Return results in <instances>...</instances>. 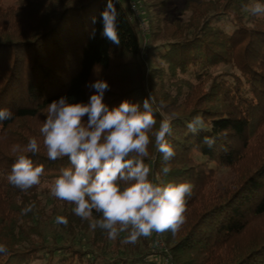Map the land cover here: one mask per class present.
Segmentation results:
<instances>
[{"label":"trees","instance_id":"trees-1","mask_svg":"<svg viewBox=\"0 0 264 264\" xmlns=\"http://www.w3.org/2000/svg\"><path fill=\"white\" fill-rule=\"evenodd\" d=\"M107 2L0 4V109L13 113L0 122V244L8 249L0 264H154V239L123 244L127 233H120L110 240L46 187L70 166L67 158L47 159L39 132L47 106L62 96L87 103L96 80L110 86L109 108L125 100L142 105L152 93L159 109L153 131L171 118V171L162 173L154 137L145 158L155 181L192 185L186 222L175 235L161 234L171 263L264 264V16L249 11L264 0H186L182 19H168L169 0H113L119 45L102 35ZM131 2L140 19H129ZM196 115L205 123L193 134L186 124ZM33 136L40 151L27 155L45 173L23 192L7 180L11 147ZM205 136L216 144L202 143Z\"/></svg>","mask_w":264,"mask_h":264},{"label":"clouds","instance_id":"clouds-1","mask_svg":"<svg viewBox=\"0 0 264 264\" xmlns=\"http://www.w3.org/2000/svg\"><path fill=\"white\" fill-rule=\"evenodd\" d=\"M249 11L252 16H264V4L256 3ZM101 16L102 35L119 45V13L113 0H108ZM88 86L94 93L87 103H70L66 96L49 103L46 119L39 128L47 159L55 162L67 158L70 165L61 168L51 181L50 195L73 205L75 216L87 221L91 230L106 233L110 240H116L120 233H127L123 244H135L154 233L175 235L186 222V197L191 195L192 185L161 184L151 178L152 169L145 163L154 137L156 151L165 162L162 173L166 176L171 171L168 162L176 156L166 139L171 133V118L162 119L153 131L157 123L155 112L159 109L154 107L157 101L152 93L142 105L125 100L109 108L104 102L109 84L96 80ZM12 118L11 110L0 109V122ZM204 123V117L196 115L186 127L196 134ZM216 140L217 137L205 136L202 143L213 147ZM11 151L16 159L7 176L8 183L23 192L39 186L45 168L27 155L40 151L38 139L30 137L25 146L14 144ZM33 207L30 204L22 211L27 214ZM55 222L68 225L64 216H57ZM7 252L6 245L0 244V254Z\"/></svg>","mask_w":264,"mask_h":264},{"label":"built area","instance_id":"built-area-1","mask_svg":"<svg viewBox=\"0 0 264 264\" xmlns=\"http://www.w3.org/2000/svg\"><path fill=\"white\" fill-rule=\"evenodd\" d=\"M129 11H130V16L129 19H132V17H135L137 19H140L139 14V9L138 6L135 2H131L129 5ZM142 27L145 30V24L142 23ZM152 239H154V243H155V250H154V254L156 256L159 257L160 262H157L155 260H153L154 264H172L169 254L166 250V247L163 243V241L161 240V234H153L151 236ZM145 261H150L149 258H146Z\"/></svg>","mask_w":264,"mask_h":264},{"label":"rangeland","instance_id":"rangeland-1","mask_svg":"<svg viewBox=\"0 0 264 264\" xmlns=\"http://www.w3.org/2000/svg\"><path fill=\"white\" fill-rule=\"evenodd\" d=\"M185 1L186 0H169V4L167 7L168 19H171V18L182 19L181 16L179 15V12L180 10H182ZM16 3H17V0H0V4L3 7L14 6ZM132 26L135 27L134 23H132ZM49 185L50 183L46 187L49 188ZM151 258L157 262H160L159 257L156 255H153Z\"/></svg>","mask_w":264,"mask_h":264}]
</instances>
